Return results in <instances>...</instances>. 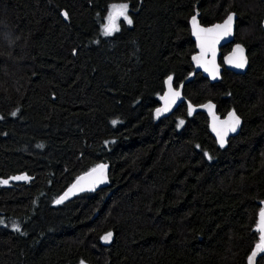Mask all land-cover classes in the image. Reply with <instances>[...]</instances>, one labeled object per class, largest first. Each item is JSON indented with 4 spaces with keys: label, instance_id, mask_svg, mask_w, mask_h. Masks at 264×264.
I'll return each mask as SVG.
<instances>
[{
    "label": "trees",
    "instance_id": "trees-1",
    "mask_svg": "<svg viewBox=\"0 0 264 264\" xmlns=\"http://www.w3.org/2000/svg\"><path fill=\"white\" fill-rule=\"evenodd\" d=\"M112 3L132 23L105 36ZM230 12L248 63L227 70L222 47L212 83L191 62V18ZM263 19L262 0H0V264H247L264 207ZM168 77L185 101L161 117ZM207 101L242 119L225 147L188 110ZM102 162L106 187L54 203Z\"/></svg>",
    "mask_w": 264,
    "mask_h": 264
},
{
    "label": "water",
    "instance_id": "water-1",
    "mask_svg": "<svg viewBox=\"0 0 264 264\" xmlns=\"http://www.w3.org/2000/svg\"><path fill=\"white\" fill-rule=\"evenodd\" d=\"M262 1L264 2V0H262ZM228 15H232L233 16L231 32L228 35H223L222 34V29H216L215 26L223 25V23L227 19ZM193 17H195V22L193 21ZM193 17L191 18L190 27H191L192 38H193V40L195 42L196 51L191 56V62L193 64V66L195 67V70L199 71L202 74L203 77L207 78L212 83H216V82L220 81L221 74H222V71H223V67L226 68L227 70L235 73V74H239V73L243 72V70H245V68L247 66V63H248V54H247V50L241 44L234 42L235 31H236L237 14L235 12H230L221 21L212 23L210 25H202V24H200L198 22L197 15H194ZM262 27H263V30H264V19L262 21ZM201 29H214V32L211 33V34H208V33H205V32H201L200 31ZM206 35H214V36H216L218 38L216 39L214 44L210 45V44H208L207 42L204 41V37ZM202 43L204 44V50L203 51H202V48H201ZM229 44H232V47H231L230 51L224 56V58H223V67H222V65L219 62V59L221 57V48L226 46V45H229ZM237 45H240L243 48V50H244L243 51V57H244V60H245V66L243 68H238V67L235 66L234 63L230 64V63L227 62V58L233 56L234 50L236 49ZM193 57H198L199 58V62L197 60H194ZM206 68L208 69L207 71L205 70ZM167 81H168V78L165 80V89L163 91L162 98H161V101H160V105L158 106V108H160V109L164 108L166 103L170 104V106L168 107L167 111H162L159 114L161 117L169 116L171 113H173L185 101V97L183 95V86H184V83L186 81L184 83H181L178 87H175L173 85L172 79H171L170 82H167ZM169 85L171 86V92H179V96L178 97L173 98L170 95V87H169ZM166 94H169V95L166 97ZM209 105L211 107H209ZM187 106H188V110H189V107L191 106V111L189 110V112H191V113H195L197 111H202V112H204L207 115L210 132L213 135V137L215 138V140L217 141L218 145L221 146V144L219 142V138L217 136V132L218 131H223V129L225 128L224 122L229 120V113H235V115L238 116L236 114V112L231 110L225 116L221 117L216 112V106H215L214 102H212V101H207L204 104L199 105V106H193L192 104L187 103ZM239 120H240V123L236 126V130L235 131H229L227 133V135L225 136L224 145L221 146V147L227 146L228 139L233 137V136H235V135H237L239 133L240 128L242 126V119L239 117ZM214 128L216 129L215 131H214ZM97 165H105V167L103 169L102 182L96 183L93 186V185L88 183V180L91 179V178H86L85 181L81 182V185H82V187H84V190L83 191H74V193L72 195H70L67 199H65L64 201H67L68 199L74 197L75 195H77L79 193H83V192H86V191H95V190H98L100 188L106 187L108 185V183H109V169H110V165L107 164V163H103V162L99 163ZM97 165H95L91 169H89V170L83 172L82 174H80L79 176H77L72 181V183L58 196L57 199H59L61 196H63L64 193L66 191H68V189L73 184L77 183V178L78 177L85 176L87 173L91 172L92 169L96 168ZM96 175H99V173L94 174V176H96ZM55 201H54V203H55ZM55 204H57V203H55ZM259 219H260V211H259V214H258V222H259ZM257 225H258V223H257ZM257 231H258V229H257ZM259 238H260V232H259ZM109 240L106 241V240L103 239V242L104 243H108ZM255 245H254L253 249L255 248ZM253 249L251 250L250 254L252 253ZM263 255H264V253L258 254L257 257L255 258L253 264H256L258 258L263 256ZM83 264H88V263L84 262ZM247 264H249L248 259H247Z\"/></svg>",
    "mask_w": 264,
    "mask_h": 264
},
{
    "label": "snow or ice",
    "instance_id": "snow-or-ice-1",
    "mask_svg": "<svg viewBox=\"0 0 264 264\" xmlns=\"http://www.w3.org/2000/svg\"><path fill=\"white\" fill-rule=\"evenodd\" d=\"M127 10H128V5L127 3H121V4H113L110 6V10L108 13V16L106 17L107 23H105L102 28H103V34L105 36L112 35L113 32L118 31L119 27L117 25V19L119 17H123L124 21H126L128 24L132 23L131 18L127 15ZM63 15L65 18H68V13L64 12ZM232 20L233 16L228 15L227 19L224 21L223 25H217L215 26L216 29H222V34L223 35H228L231 32V27H232ZM193 21L195 22V17H193ZM201 32H205L208 34H211L214 32V29H201ZM218 37L214 35H206L204 37V41L207 42L208 44H214L216 39ZM202 51L204 50V44L202 43L201 45ZM243 48L240 45L236 46V49L234 50V54L232 57L227 58V62L230 64H235L236 67L238 68H243L245 66V60L243 57ZM194 60H197L199 62L198 57H193ZM206 71L208 70L207 68L205 69ZM172 77H168V81L170 82ZM170 87V95L175 98L179 96V92H171V86ZM169 94H166V97ZM170 104L166 103L165 107L160 109L158 108L156 110V114L159 115L162 111H167L168 107ZM209 107H211L209 105ZM189 110L191 111V106L189 107ZM12 115H16L15 112L12 113ZM113 124H116L117 121H112ZM181 124L183 121L180 122ZM240 123L239 117L235 115V113H229V120L225 121V128L223 131H218L217 136L219 138V142L221 146L224 145L225 142V136L229 131H235L236 126ZM216 129L214 128V131ZM105 165H97L96 168L92 169L91 172L87 173L85 176H81L77 178V183L73 184L68 191L64 193L63 196H61L59 199L55 201V203L60 204L62 203L65 199H67L70 195L74 193V191H83L84 187H82L81 182L85 181L86 178H91L88 180V183L91 185H95L96 183L102 182V177H103V169ZM99 173V175L94 176V174ZM10 179H15V180H27V176H17V177H12ZM0 183L7 184L8 180H3L0 181ZM257 229L260 232V238L259 242L255 245V248L253 249L252 253L248 256V262L249 264H253L255 258L257 257L258 254L264 253V208L260 210V219L257 225ZM17 230L18 227H17ZM112 236L111 232H108L102 239L104 240H109ZM83 264V261L81 262Z\"/></svg>",
    "mask_w": 264,
    "mask_h": 264
},
{
    "label": "rangeland",
    "instance_id": "rangeland-1",
    "mask_svg": "<svg viewBox=\"0 0 264 264\" xmlns=\"http://www.w3.org/2000/svg\"><path fill=\"white\" fill-rule=\"evenodd\" d=\"M113 4H117L118 5V4H121V3H112V4H110L109 5V10H110V6L113 5ZM127 15L129 16L128 10H127ZM121 22H124V23L128 24L126 21H124L123 17H119L117 19V25H118L119 28H120ZM106 23H107V21H106Z\"/></svg>",
    "mask_w": 264,
    "mask_h": 264
}]
</instances>
